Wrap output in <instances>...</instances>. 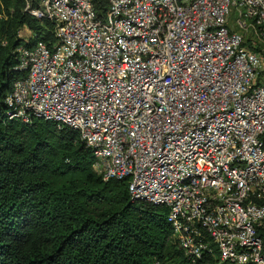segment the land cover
Here are the masks:
<instances>
[{
	"label": "built area",
	"instance_id": "2783aa9c",
	"mask_svg": "<svg viewBox=\"0 0 264 264\" xmlns=\"http://www.w3.org/2000/svg\"><path fill=\"white\" fill-rule=\"evenodd\" d=\"M38 0L4 119L76 131L102 180L166 208L179 259L264 264V0ZM30 42V43H29Z\"/></svg>",
	"mask_w": 264,
	"mask_h": 264
},
{
	"label": "trees",
	"instance_id": "16d2710c",
	"mask_svg": "<svg viewBox=\"0 0 264 264\" xmlns=\"http://www.w3.org/2000/svg\"><path fill=\"white\" fill-rule=\"evenodd\" d=\"M25 2L38 0H0V264L174 262L180 251L166 208L132 200L124 179L102 180L76 131L4 119L3 98L23 76L15 68L17 32L25 27L30 42L48 46L55 40L51 21L29 16ZM90 3L101 18L107 0Z\"/></svg>",
	"mask_w": 264,
	"mask_h": 264
}]
</instances>
